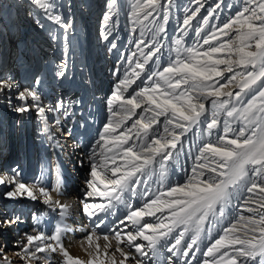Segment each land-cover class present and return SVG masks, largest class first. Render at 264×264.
<instances>
[{
    "label": "snow or ice",
    "instance_id": "6c2138e0",
    "mask_svg": "<svg viewBox=\"0 0 264 264\" xmlns=\"http://www.w3.org/2000/svg\"><path fill=\"white\" fill-rule=\"evenodd\" d=\"M34 2L49 13L50 19L68 27L61 15H51L55 5L49 0ZM195 2L199 5L200 0ZM246 2L255 4V7L244 8L220 27L212 26L207 35H202L204 26L209 24V17H204L203 24L193 29L196 39L192 45H187L184 38L188 36L191 22L197 17L200 7L187 14L182 21L181 35L174 39V48L169 49L168 59L163 65L164 45L157 37L165 33L171 0L166 5H161L160 0H136L133 5L131 16L135 24L144 27L153 12L160 9H163L162 22L154 21V27L147 29L154 32L150 42L137 41L142 60L135 61V67L130 72L126 71L125 77L108 97L107 104L113 119L104 124L89 157L91 179L86 181L90 189L86 197L99 196L106 198L107 203L82 202L84 213L90 219L95 218L92 220V231L86 237L89 246L93 234L107 227V216L115 214L116 205L128 208L119 226L108 229L117 241L115 251L123 257L118 264H126L129 260L145 264L149 252L156 257L158 250L171 241L174 242H171L168 252L173 256L194 255L200 250L199 242L206 223L210 232L212 221L224 217L237 192L255 193L259 196L257 203L260 209H264V0ZM214 11H210L209 16ZM108 19L110 13H105V20ZM109 35L106 33L104 38L108 39ZM221 36L227 39L221 42ZM205 45L206 49L203 48ZM116 47L113 42L111 48ZM145 48L148 49L146 52ZM134 57L135 53L126 57L130 66ZM150 61L156 65L154 70L146 69ZM142 73L146 77L144 86L125 96L124 93L136 79L141 78ZM57 74L63 76L65 72L61 70ZM221 80L226 83H220ZM227 85H235L238 90H225ZM13 87L15 85L11 80H0V94ZM242 95L250 97L246 103L242 101ZM29 98L32 105L28 103ZM16 99L21 103L12 105V101L7 100L15 112L24 114L35 108L37 115L43 119L46 107L36 89H25L18 93ZM206 102L212 106L210 117ZM113 105L120 111L114 110ZM51 110L62 111L65 117L70 115L63 101ZM137 110H140L139 113ZM222 115L224 134L214 141L209 139V142L203 143L196 160L204 162L198 163V168L194 166L192 176L185 183L169 186L166 192L158 189L159 194L154 197L148 187L140 191V185L150 182L157 165L160 183L163 185L167 181L173 150L177 149L181 137L192 126L200 129L203 125V131L211 138L213 130L220 127ZM133 116L137 118L126 126L125 122ZM234 122L240 123L238 130L231 126ZM55 123L60 125L61 122L57 119ZM161 124L163 134L159 131ZM44 132L50 139L55 137L46 123ZM17 175L13 173L7 180L0 177V184L15 185V190L7 192L6 197L27 194L36 200L38 197L34 189L18 182ZM99 185L103 186V191ZM38 191L45 204L54 211L58 209L60 220L51 237H46L42 230L36 235L26 234L27 244L22 248L25 256L21 257L25 264L32 260L39 264L41 254L57 250L62 253L64 264H105L99 253V244L95 246V253H89L87 262L70 255L63 246L62 237L70 230L65 221L71 206L53 201L43 187ZM141 197H146L142 204L134 206L130 202ZM247 211L254 215L240 216L237 223L223 229V235L203 253L210 258L205 259L203 264H249L250 261L264 264V212L255 218L258 210L249 207ZM146 217H154L156 222H147ZM20 222L19 217L5 218L0 220V227ZM188 234L190 239L185 241ZM103 239L108 241V234ZM121 245L127 246L130 251H124ZM109 247L110 244L105 245V249ZM133 249L140 259L133 254ZM2 252L3 249H0V255ZM104 256L111 264H117L114 254L108 257L105 251ZM171 259L172 256L169 257Z\"/></svg>",
    "mask_w": 264,
    "mask_h": 264
},
{
    "label": "rangeland",
    "instance_id": "374dc122",
    "mask_svg": "<svg viewBox=\"0 0 264 264\" xmlns=\"http://www.w3.org/2000/svg\"><path fill=\"white\" fill-rule=\"evenodd\" d=\"M177 1L188 2L189 0ZM49 2L55 5L51 15H61L64 21L67 22L68 27H63L62 25L57 24L54 19H50L49 13L37 5L34 0H17L16 2H12L11 0H0V19H2V24L4 25L3 30H5L2 36L0 34V80H8L9 74L14 71L11 78L12 81L19 80L20 82H23L25 89H36L41 96V102L43 99H48L49 95L51 96V101H53L55 106L58 102L63 101L64 106L67 108L70 115L64 118L65 116L62 115V111H58V113L61 115L62 120H67L66 122L69 124L68 126L71 130H75L77 137H79V134L81 133L82 135L80 136L91 139L88 143V154L90 157L94 145L98 141L100 133L103 131L104 124L107 123L109 119H113V117L107 103L105 104L104 111L101 109V106L97 108L94 99L90 96L86 100H79L82 89L84 88L86 90V84L89 82L93 84L92 87L96 88L99 94L104 95L105 97L110 96L113 88L116 89L119 81L125 77L126 72L121 67V54L127 57L132 51V54L135 53L134 59L142 60L140 52L137 48V41L143 40L146 43L150 42L153 38L154 32H150L147 29L153 28V26H149L145 22L144 27H141L133 22L132 16H128L127 14L123 23L124 25L121 23V20H113V24L107 27L108 32L114 31V28L112 27H114L116 23H118L119 27H121H118L117 30L108 37V39H105V34L101 30V27H105L108 22V20H105V13H110V10L113 8L118 10L119 0H115V2H113V0H49ZM214 2H219L223 5L221 12L223 16H225L221 18L222 20L220 22L222 23H220V26H222L223 23L227 22L229 19L234 18L235 14L239 11H243L244 8L255 7V4L247 3L246 0H211V3ZM135 3L136 0H123V9L125 11L128 10L130 13ZM81 9L85 12L81 11ZM25 20H27V22ZM142 31L144 33L143 36L141 35ZM130 33L133 35L131 41ZM161 34L162 33H160L157 38L164 45L161 60L163 65L164 60L168 59L169 49L174 48V45L173 42L171 43L167 37H162ZM230 35H234V33H230ZM226 39L227 37H220L221 42H224ZM113 42L116 43L117 47L112 49V52L109 53L107 49L111 47ZM144 50L147 51L148 49L145 48ZM92 52L95 54V56L93 55L94 57L97 56L99 58V73L95 68L98 62H95L92 65L89 64L92 67L90 73L87 72L88 69L85 70L86 62L90 61L87 59H89ZM18 55H24L26 62L22 60V63L16 64ZM174 55L175 54L173 52V57ZM80 63L82 65L84 64L83 72L79 71ZM23 65H29L31 67L29 72L26 74L22 71ZM155 68V63L151 61L149 65L146 66V69L148 70H153ZM61 70L65 72V75L59 76L57 74ZM225 75L227 76L229 74L225 73ZM145 80L146 77L142 73L141 78L136 79V82L128 89L127 93H124V95L127 96L128 93L138 91L139 87L144 86ZM72 83L77 85V87H75L77 90L73 92L74 96L70 97L69 92L73 91V87H70V84ZM220 83L226 82L221 80ZM225 90L235 92L238 88L235 85H227ZM249 98V96L242 95L241 99L246 103ZM84 103L89 104L91 106V110L87 114V117L83 118V123L76 126V119H79V121L82 120L79 117L76 118L78 115H76L74 111L80 109ZM206 107L210 117L212 106L210 103L206 102ZM112 108L117 112L120 111L116 105H113ZM1 109L2 108L0 106V140H2L0 142L2 151L0 154V166L4 165L3 169L7 170L11 175L14 173L13 169L15 168V171H19V174L21 175L20 177H16L17 180L24 184L30 183L36 185L38 182L42 181V178L46 180L47 175L42 173V168L46 165L49 167L51 166L53 162V155L50 153L47 155V158H41L40 148L34 146L36 142L32 141V139L30 140L31 135L34 134L33 124L29 126L30 135L27 140L26 127H22L21 125L23 120H19L17 116L9 120L8 115H3L2 119ZM4 110H6L5 106ZM139 111L140 110H137L138 113ZM35 118V116H31L32 123L35 122ZM136 118V116H133L131 120L126 121V126H130ZM161 120H163V118H161ZM223 120L224 117L222 115L220 127L213 130L211 138H209L207 133L203 131V125H201L200 129H197L196 126H192L190 130L181 137V141L178 142L177 149L173 150V158L168 164L167 181L164 182L163 185L160 183V170L159 165H157L154 174L150 178V182L147 185H140V191L142 192L145 187H148L152 195H156L159 194L157 192L158 189L166 192L169 186H176L177 184L185 183L188 177L192 176L194 166L198 168V163L204 162L203 160L199 162L196 160V157L200 155L199 149L202 147L203 143L209 142V139L214 141L219 135L224 134ZM89 123H91V125ZM231 126L238 130L240 123L234 122ZM159 131L163 134V124L159 126ZM62 135H64V131H62ZM57 138L62 137L57 136ZM67 141L68 145L74 142V140L70 141L69 139ZM30 142H33V144H31L33 145V149L29 147ZM20 143L22 151L24 150L22 155L18 154V151H20ZM10 145H12L13 152L10 151ZM96 151L99 152V149H96ZM10 153L16 156L15 159L12 156L11 158H13V160L11 161ZM82 164L85 165L82 168L85 175L76 176L75 183L80 184L83 192H76V196L71 195L78 202L84 200L83 195L89 191L86 181L91 179L90 161L87 164ZM253 198H255V200H253ZM145 199L146 197L134 198L131 199L130 202L134 204L139 201L140 204H142ZM258 200L259 196L255 193H235L231 203L226 208L224 217H217V219L212 221L210 232L208 231V225L206 223L203 238L199 243V255L203 257V253L207 250L208 246L218 239L220 235H223V229L230 227L231 223H236L240 216H253L254 213L248 212L247 208L252 207L253 209L258 210L255 213V218H259L260 212H264V209H260V204L257 203ZM27 203L29 206V204H34L35 202H32L31 199H29L27 200ZM0 206V209L4 210L2 201H0ZM36 207L40 210H37L36 212L31 210L28 211V213L25 211L22 214L20 211H16L13 207H10L8 208L10 214H4V217L0 218V220L5 218L10 219L13 217L12 215H14V217H20L21 219L29 222L28 224H25L27 227L21 228V231L25 230V232H32L37 229L36 226L38 227V225H36L38 221L35 220L34 217L37 213H39V211L46 208L45 204L40 202L37 203ZM117 208L124 210V213L128 211V208L126 210V206L122 204H118ZM124 216L125 214H122L120 217L124 218ZM145 220L151 223L152 218L146 217ZM153 222L156 221L154 220ZM87 225L92 228V221H88L87 219ZM15 227L16 224H13L6 229L3 233L5 234L4 238L0 232V249H3L2 255H0V261H7L10 257H12V254L14 255L17 251H20V248L18 247H5V244H7L6 237L7 239L14 238V235L11 234V230ZM52 228L53 226H50L48 231L50 237L53 235V231L51 230ZM16 229H18V227ZM8 235H10V237ZM184 239L185 241H188L190 239V234L186 235ZM171 242L166 243L165 245H170ZM67 243L69 244L67 250L70 255L85 262L90 259V252H96L95 246L97 244L100 246L99 253L101 259H105V264H111V261L106 259L104 256L105 251H107L108 257H112L114 254L117 264L119 260L123 258L118 252L113 251L114 249H105L106 244L101 243L96 239H94L91 246H89L87 240H82V237L79 236H77L75 240ZM183 243L184 241H182V244ZM165 245L162 249H165ZM70 248L72 249L70 250ZM125 249L130 251L128 247ZM131 251L134 255H136L134 253V249ZM145 251L147 252L148 249L146 248ZM109 253H111V256H109ZM166 255L167 257L170 256L168 252H166ZM195 256L196 254H190L185 257L187 258L186 261L189 262L192 260L191 262L199 264L201 260H198V257ZM174 259L176 261L174 264L180 263L178 256ZM8 262L12 264V259ZM127 262L135 264L134 260H129ZM166 263L171 264L170 261H166ZM147 264H154V261L151 260ZM182 264H184V262ZM249 264H253V262L250 261Z\"/></svg>",
    "mask_w": 264,
    "mask_h": 264
},
{
    "label": "bare ground",
    "instance_id": "6f19581e",
    "mask_svg": "<svg viewBox=\"0 0 264 264\" xmlns=\"http://www.w3.org/2000/svg\"><path fill=\"white\" fill-rule=\"evenodd\" d=\"M11 1L16 2L17 0H11ZM167 3H168V0H160L161 5H166ZM123 5H124L123 0H119L118 10H115L114 8L112 10H110V14H111L110 19H108V22H107L105 27L104 26L101 27V30H102V32H104V34L110 33L109 36H111V34L117 30V28L119 27L118 23H116V25H114V27H112V28H114L113 32L107 31V27H109V26H111V24H113L114 19L121 20V23L123 24L124 20L126 19L127 14H128V16H131V12L129 13L128 10L125 11L123 9V7H124ZM217 5H219L218 8H217ZM198 6L200 7V11H199V13H197V17L194 18L193 21L191 22L192 27L189 30L188 36H186L184 38L185 43L187 45L193 44L194 40L196 39V33L193 29H195L197 26H201L203 24V18L204 17H206V16L209 17V24L204 26V32L202 33V35H207L209 32H211L212 26L220 27V23H222V22H220L222 20L221 18H223L225 16V15L223 16V14L221 12L222 8H223V5L221 3H219V2L211 3V0H200V3L198 5L195 2V0H189L188 2L171 0V7H170V11H169V20H168L167 24L165 25V33H162L161 36L165 37V38L167 37L169 39V41L172 43L175 38H177L181 35L180 29L182 27V21L185 18V16L187 14H189L191 11H194ZM213 9L215 11L212 12L211 16H209V12L212 11ZM81 11H83V9H81ZM162 11H163V9H160L157 12H153V15L151 17H149L148 21H145L146 24L154 27L152 22H154V21L162 22L161 21ZM83 12H85V11H83ZM25 21L27 22V20H25ZM3 29H4V25L2 24V19H0V34H1V36L4 34V31H5ZM10 29H11V27H10ZM130 37H131V39H130V41H131L133 38V35L131 34ZM167 42H168V40H167ZM201 43H202V41H201ZM212 43H213V46H215V41H213ZM203 48L206 49L207 46L205 45V46H203ZM93 50H94V48H93ZM107 51L109 53L112 52V48L109 47L107 49ZM93 55L95 56L94 52H92L90 54L89 59H87L90 61L86 62V69L85 70L88 69L87 70L88 73H90V71L92 69V67L89 64L92 65L95 62L97 63L99 60V58L97 56L94 57ZM131 55H132V51L129 53V56H131ZM121 56H122V59H120V61H122L121 67L124 69L125 72L126 71L130 72L131 68L135 67V61L137 59H134V63L132 61L131 66H130V63L126 59V57L122 54H121ZM22 60H24L26 62L25 56L24 55H18L16 64L22 63ZM99 64H100V62H98V64H96V66H95L98 73L100 71V67L98 66ZM83 67H84V64L82 65L80 63L79 64V71L80 72H83V69H84ZM30 69H31V67L29 65L28 66H26V65L22 66V71H24V74L29 72ZM13 73H14V71L9 74L8 80L12 81L11 78H12ZM88 80H89V78H88ZM12 82L14 83L15 87H13L11 89H7L2 94H0V106L2 108L1 109V114H2L1 118L3 119V115H8L9 120L13 119L16 116L19 118V120H21V121L23 120L21 125H22V127H26L27 140H28L29 135H30L29 126H31L33 124L34 134L31 135L30 140L32 139V141L36 142V144H34V146H37L40 148L41 158H47V155H49L51 153L53 155V162H52L50 167L48 165H46L44 168H42V173H45L47 175L46 180L44 178H42V181L38 182L36 185L30 184V183L25 184L26 186L34 189V191L38 197L36 200H32L31 198H29L27 196V194L18 195L15 198H7L5 194L9 191H14L15 185L11 184V183L0 184V201L3 202V206H4V210L0 209V218L4 217V214H10V211H8V208H10V207H13V209L16 211H20L21 214L24 213L25 211L28 213V211H31V210L35 211V212L37 210H40V209H37V207H36L37 203L38 202H40L42 204H45V203H44V197L39 195L38 190L40 187H43V188H45L46 191H48L50 193L52 200H56V201H59L61 204H67V205L71 206L70 207V215L67 217V219L65 221L66 224H70V225H68L70 230L68 232H66V234H64V236L62 237V242L64 244L63 246L66 247L65 249H67V247L69 246V244L67 242H71L72 240H75V238L77 236L82 237V240H87V238H86L87 234L92 231V228H90L87 225V219H88V221L89 220L92 221L95 218L93 217L90 219L87 216V214L84 213L83 210H81V209H83V203L82 202H87L89 204H92V203H104V204H106L107 203L106 198H102L99 196L86 197V193L83 195L84 200L81 202H78L76 199H74L71 196V195L76 196V192L82 191L80 184L75 183L76 182L75 177L79 176V175L80 176L85 175L83 172V169H82L85 165H83L82 163H85V164L89 163L88 143L91 141V139L84 138L83 136H80V135H82L81 133L79 134V137H77L75 134V130L72 131L73 129L71 130V128L68 126L69 124H67V122H66L67 120L66 121H65V119L62 120L61 115L58 113V111H52L51 110V109L55 108L56 106H55V104H53V101H51L50 95H49L48 99H46V100L43 99L41 102L43 104V106L46 107V112L44 114L43 119L37 115L35 108H33V110L31 112L24 113V114L15 112L13 110V107L8 104L7 100L10 99L12 101V105H17V104L21 103L20 101H18L16 99V97H17L19 92H22L25 90V87L23 85V82H20L19 80H14ZM92 85L93 84L89 83V82L86 84V90L84 88L82 89V92L79 96V100H82V99L86 100L90 96L91 98L94 99L95 104L97 105V108H99V106H101V109L105 111V104L107 103V99L109 96L105 97L104 95L99 94L98 90L96 88L92 87ZM70 87L71 88L73 87V91L69 92L70 97H72V96H74L73 92L75 90H77L75 88V87H77V85L75 83H72V84H70ZM114 90H115V88H113V91ZM5 98H7V99H5ZM28 103H29V105H32V103H33L30 98L28 100ZM4 106H5L6 110H4ZM90 110H91V106L87 103H84L80 109L74 111L75 114L78 115L76 118L79 117L82 120V121H79V119L78 120L76 119V122H77V123H75L76 126H79L80 124L83 123V118L87 117V114L90 112ZM31 116L36 117L34 119L35 122H33V123L31 122ZM100 117H101V115H100ZM64 118H66V117H64ZM57 119L60 120V122H61L60 125H57L55 123ZM45 123L47 124V127L50 128L52 130V132L55 133V137L53 139H50L49 135L45 134V132H44ZM89 124L91 125V123H89ZM62 131H64V135H62ZM57 136L62 137V138H57ZM68 139L70 141L74 140V142L72 144L68 145V141H67ZM1 141L2 140H0V142ZM10 143H11V140H10ZM31 144H33V142L29 143V147L31 149H33V145H31ZM27 148H28V145H27ZM10 151L13 152L12 151V145H10ZM23 152H24V150L22 151V146L20 143V151H18V154L22 155ZM1 153H2V151H1V147H0V154ZM12 156L14 159L16 158L15 155H12L10 153V158ZM0 158H1V156H0ZM13 158H11L10 161L13 160ZM3 167H4V165L0 166V177H3L4 179L7 180L13 174L12 175L9 174V172L7 170H4ZM13 170H14V173L18 174L17 175L18 177L21 176L19 174V171L16 172L15 168ZM99 187H100L101 191L104 190L102 185H99ZM154 196L155 195H153V197ZM29 199H31V201L35 202V203L29 204V206H28L27 200H29ZM253 200H255V198H253ZM138 203L140 204L139 201H137L134 204L132 203V204L134 206H136V205H139ZM45 206H46V208L43 209L42 211H39V213H37V215L35 217L33 215L35 220L38 221V223L36 224V225H38V227L36 226L37 229L33 230L32 232H27V231L25 232V230L21 231V228L27 227L25 224H28L29 222L27 220L21 219L19 217L21 222L19 224H16V227L11 230L12 231L11 234L14 235V238L13 239H11V238L7 239V237H6L7 244H5V245L6 246H12V247H18V248H20V251L19 252L17 251L16 254H14V255L12 254V257H10L7 261H0V264H10L8 262L10 259H12V264H25V261L22 260L21 257L25 256V253L22 251V248L25 244H27L26 234L36 235V234H38V231L42 230L46 237H50V235L48 233L50 226H53V228L51 230L53 231V234H54L56 225L60 220V213H59L58 209L54 211V210H52V208L49 207V205L45 204ZM126 210H127V207H126ZM6 211H8V212H6ZM122 214L126 215L127 212L124 213V210H120L119 208H117V205H116L115 214L107 216V220H106L107 227L106 228L102 227L101 229H98L93 234L92 243L94 242V239H96L101 243L110 244L111 247H109L108 250L114 249L113 251H115L117 241L114 238V234L111 232H108V229L116 228L119 226V221L123 219L120 217ZM157 215H160V214L158 213ZM165 215H166V213H165ZM12 216L14 217V215H12ZM101 217L103 218V214H101ZM150 218H152L151 222H153L155 220L154 217H150ZM125 223H127V222H125ZM9 227L10 226L0 227V232H1V235L3 238L5 237V234H3V233ZM17 227H18V229H16ZM81 229H86L87 231H82ZM105 234H108V236H109L108 241H105L103 239ZM8 236L10 237V235H8ZM144 243H146V242H144ZM170 246H171V243H170V245H165V249H162V247H161L158 250V254L156 257L151 256V258H150L151 253L149 252V256L145 259V264L149 263V261H151V260L154 261V264H167L166 261H170L169 260L170 256H172V259L170 262H171V264H174L176 262L174 258L177 256H173L171 253L168 252V247H170ZM121 247L124 248V251L128 252L127 249H125V248H127V246L123 245ZM71 249L72 248H70V250ZM166 252H168L170 254L169 257H167ZM111 253H109V256H111ZM195 254L198 257V260H201V262L199 264H203L205 259H210V258L205 257V256H203V257L200 256L199 251H196ZM5 256H7V255H5ZM136 257L138 259H140L138 254H136ZM178 257H179L178 260H180L179 264H182L187 259V258L183 257L182 255L178 256ZM191 261H189L188 263L196 264L195 262H191ZM45 263L46 264H64V257L59 250H57L54 253L53 252H46V253L41 254V258L39 261V264H45ZM28 264H37V261H35V260L29 261ZM126 264H130V262L126 261Z\"/></svg>",
    "mask_w": 264,
    "mask_h": 264
}]
</instances>
